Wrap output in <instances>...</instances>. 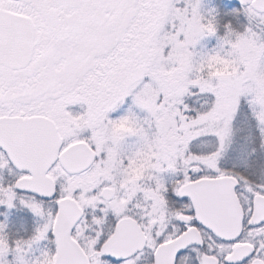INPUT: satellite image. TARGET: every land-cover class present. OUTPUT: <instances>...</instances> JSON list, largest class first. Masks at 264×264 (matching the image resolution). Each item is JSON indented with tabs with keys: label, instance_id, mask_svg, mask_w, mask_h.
<instances>
[{
	"label": "snow or ice",
	"instance_id": "snow-or-ice-1",
	"mask_svg": "<svg viewBox=\"0 0 264 264\" xmlns=\"http://www.w3.org/2000/svg\"><path fill=\"white\" fill-rule=\"evenodd\" d=\"M0 264H264V0H0Z\"/></svg>",
	"mask_w": 264,
	"mask_h": 264
}]
</instances>
